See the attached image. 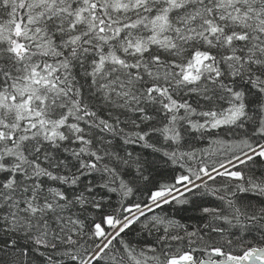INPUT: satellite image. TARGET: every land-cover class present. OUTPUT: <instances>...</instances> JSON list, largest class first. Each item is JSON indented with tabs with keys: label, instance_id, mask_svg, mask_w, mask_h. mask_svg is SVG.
<instances>
[{
	"label": "snow or ice",
	"instance_id": "obj_1",
	"mask_svg": "<svg viewBox=\"0 0 264 264\" xmlns=\"http://www.w3.org/2000/svg\"><path fill=\"white\" fill-rule=\"evenodd\" d=\"M0 264H264V0H0Z\"/></svg>",
	"mask_w": 264,
	"mask_h": 264
}]
</instances>
